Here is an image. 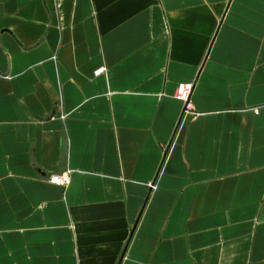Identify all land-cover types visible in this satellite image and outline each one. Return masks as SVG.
<instances>
[{
    "label": "crops",
    "instance_id": "obj_1",
    "mask_svg": "<svg viewBox=\"0 0 264 264\" xmlns=\"http://www.w3.org/2000/svg\"><path fill=\"white\" fill-rule=\"evenodd\" d=\"M0 264H264V0H0Z\"/></svg>",
    "mask_w": 264,
    "mask_h": 264
},
{
    "label": "built area",
    "instance_id": "obj_2",
    "mask_svg": "<svg viewBox=\"0 0 264 264\" xmlns=\"http://www.w3.org/2000/svg\"><path fill=\"white\" fill-rule=\"evenodd\" d=\"M104 69L98 70L96 72L97 75H100L103 73ZM195 83L194 82H182L178 85L176 89L175 98L181 101L185 105L184 113H183V120L195 117V113L193 112L192 107V95L194 92ZM258 114V111L256 110V113ZM71 172L66 171L59 175H54L50 178V182L56 186L66 188L71 183Z\"/></svg>",
    "mask_w": 264,
    "mask_h": 264
}]
</instances>
